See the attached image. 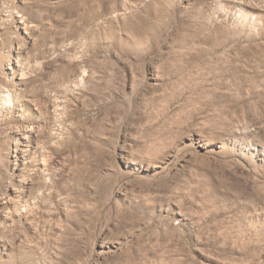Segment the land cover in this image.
I'll list each match as a JSON object with an SVG mask.
<instances>
[{
    "label": "rangeland",
    "instance_id": "obj_1",
    "mask_svg": "<svg viewBox=\"0 0 264 264\" xmlns=\"http://www.w3.org/2000/svg\"><path fill=\"white\" fill-rule=\"evenodd\" d=\"M0 264H264V0H0Z\"/></svg>",
    "mask_w": 264,
    "mask_h": 264
},
{
    "label": "bare ground",
    "instance_id": "obj_2",
    "mask_svg": "<svg viewBox=\"0 0 264 264\" xmlns=\"http://www.w3.org/2000/svg\"><path fill=\"white\" fill-rule=\"evenodd\" d=\"M235 17H238V19L242 22H245V23H251V24H257L258 22V19L257 18H252V17H257L255 14L253 13H248L247 10L241 8L239 10V12L235 15ZM244 23V24H245ZM7 100V101H10V98L9 96H7V98L4 99V101Z\"/></svg>",
    "mask_w": 264,
    "mask_h": 264
}]
</instances>
